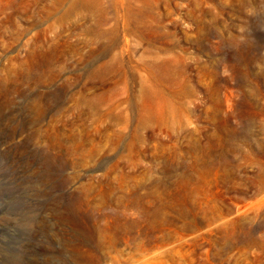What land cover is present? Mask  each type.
I'll return each instance as SVG.
<instances>
[{"label":"rangeland","instance_id":"rangeland-1","mask_svg":"<svg viewBox=\"0 0 264 264\" xmlns=\"http://www.w3.org/2000/svg\"><path fill=\"white\" fill-rule=\"evenodd\" d=\"M0 264H264V0H0Z\"/></svg>","mask_w":264,"mask_h":264}]
</instances>
